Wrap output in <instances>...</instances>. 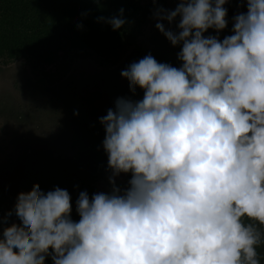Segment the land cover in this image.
<instances>
[{"label": "clouds", "instance_id": "clouds-1", "mask_svg": "<svg viewBox=\"0 0 264 264\" xmlns=\"http://www.w3.org/2000/svg\"><path fill=\"white\" fill-rule=\"evenodd\" d=\"M228 3L156 9L181 65L148 54L121 71L143 98L118 97L99 118L110 191L79 192L78 221L65 189L19 193L0 264H261L264 231L245 220L264 226V0H242L221 40ZM124 11L97 22L118 31Z\"/></svg>", "mask_w": 264, "mask_h": 264}, {"label": "trees", "instance_id": "trees-1", "mask_svg": "<svg viewBox=\"0 0 264 264\" xmlns=\"http://www.w3.org/2000/svg\"><path fill=\"white\" fill-rule=\"evenodd\" d=\"M169 1L0 0V65L21 62V65L25 63L31 68V72L38 79L36 82L38 86L34 90L40 91V94H32V99L36 102L35 105L37 104L35 109L38 110V113L44 115L54 112L57 114V109H62L59 117L63 114L73 113V119L69 126L63 125L58 128V123L54 121L56 129H48L45 126V129L42 128L44 132L40 133L41 130H37V133H34L37 119L33 115V105H30L31 107L21 106V98H18L16 102L11 101L8 98L10 94L0 88V201L3 203L0 202V220L14 209L19 193L31 192L36 188L41 189L42 186L38 179H42L39 175L44 167L49 169L60 164L68 165V168L73 164H78L81 167H89L91 164L101 167L102 156L103 164L108 165V157L102 143L105 137L103 125L87 127L88 125L85 123L78 124V129L73 127L79 120L87 121L90 113L98 115V107L95 105L98 102L91 100L92 94L90 93L89 97H86L78 93H71L70 90L77 89L73 84L75 82L73 79H70L72 83L60 86L63 92L68 93V96L61 95L57 92V88L55 93L52 92L51 86L45 91L44 88L47 86L44 84L47 80L52 82L56 76L68 71L69 63L73 59L90 57L103 64V59L109 61L110 58L124 54L133 41L135 43L141 35L148 17L154 15L159 6L165 7ZM241 2L242 0H229V3L225 5L228 9L229 25L227 29L219 33L221 40L232 34V17L238 12L247 10L246 7H240ZM121 8L125 10L124 18L128 21L122 29L114 31L109 24L97 22L99 17L118 15ZM80 24L83 25V28L78 27ZM157 33V39L161 42L168 41L159 30ZM205 35H217V33L210 29ZM171 47L173 50H170ZM171 47L167 48L166 46L167 50L164 49V53H160V55L155 53L152 56L157 61L158 59L170 60L171 58L176 63L175 67H179L181 62L177 58V53L180 51V47ZM160 63L165 62L160 61ZM121 71L117 73L118 76L121 75ZM41 78H46L45 82L41 81ZM20 81L23 79H19ZM115 86L113 95L117 94L116 98L130 97L133 100L143 98V90L137 88L136 93L133 94L129 88L128 80L123 77ZM122 89H124L123 92ZM98 90L95 99L103 102V92L101 89ZM114 106L115 103L109 109ZM49 120L51 121V119ZM11 124L13 129H10ZM32 127L33 132H31ZM8 129L12 130V133ZM47 138L49 141L46 142ZM41 140L45 142L42 143ZM51 141L53 142L45 147L46 143ZM9 146L14 148L13 150L9 149L10 154H6ZM50 148L59 150L60 156L57 157V153L54 152L47 158L46 155ZM62 149L65 151H61ZM68 151H72L74 156L69 157L65 153ZM3 156H5L4 160ZM100 167L96 168V172L101 171ZM90 169L93 171L92 168ZM106 169L104 170L106 171ZM85 171L88 172V169L83 168V172ZM108 174H110L109 171ZM81 176L82 174L79 173L72 180L66 178L67 180L62 185L78 178L82 183L78 195L81 191H87L89 196L99 192L97 177L85 180L83 179L85 176L83 178ZM129 179H131V174L126 175L124 181L128 182ZM72 206V219L78 221L80 217L76 212V202ZM10 219L12 221L8 220V225L13 221L16 222L15 215ZM245 222L254 223L261 231H264V226L257 222L247 219ZM257 252L260 255L261 264H264V242L257 248ZM46 264H53L50 257L46 259Z\"/></svg>", "mask_w": 264, "mask_h": 264}, {"label": "rangeland", "instance_id": "rangeland-1", "mask_svg": "<svg viewBox=\"0 0 264 264\" xmlns=\"http://www.w3.org/2000/svg\"><path fill=\"white\" fill-rule=\"evenodd\" d=\"M179 3V0H170L168 3H166L164 8L174 10L177 4ZM157 23V20L154 19V15L148 17L147 22L141 32V35L137 38L136 42L131 44V46L127 49V51L124 54H119L114 58H110V60H105L103 59V64L100 63L96 59H92L90 57H80L77 59H73L69 63V70L63 73L60 76H56L52 82L48 81L44 86H47L45 91H47L48 87H50V90L55 93V90L57 88V92H59L61 95L68 96L65 92H63L60 88L61 85L69 84L72 83L70 79H73V84L77 87L76 90H70L71 93H78L79 95L82 96H88L90 93L93 95L90 96L94 102L98 103H92L95 104L98 107V115H93L94 113H90L89 119L85 121V119L79 120V122L76 123V126H73L75 129H78V124L83 125L86 123L88 125L87 127L91 126H100V117L107 114V110L113 103H115V100L117 99L116 95H113L115 93V85L116 83L118 84V81L122 78V76H118L117 73L120 70H125L128 65H130L132 62L140 60L141 58L145 57L148 54H155L158 53H164L163 50L168 47H171L172 44L170 41H165L161 42L159 39H157L158 36V29L155 27V24ZM166 27H170L174 30L175 25H168L167 22H164ZM167 50V49H165ZM170 50H173V47L170 48ZM141 54V55H139ZM160 62H165L169 63L173 66H176V63L173 59L170 58V60L166 59H158ZM25 64V63H24ZM21 65V62L17 63H11L9 65H0V88H2L4 91H7L10 95L8 98L11 101L16 102L18 98L21 100L20 105L23 107H31L30 105H33V115L34 118L37 119L36 121V126L34 127L35 131L34 133H37V130H41V132H44L42 128L45 129V126L48 129H56V124L58 123L57 126L58 128L60 126L66 125L69 126L71 120L73 119L72 114H63V116L59 117L61 110L62 109H57L58 113L51 112V114H42L38 113L35 109V101L32 99V94L35 93L40 94V91H35L34 88L38 85H36V82H38V79L36 75H34L31 72V68L25 64ZM19 79H23V81L19 82ZM32 80V81H31ZM45 82L46 78H41V81ZM19 82V83H18ZM35 82V84H34ZM109 87V88H107ZM121 88V87H120ZM98 89H101L103 92V102H99V99H95V95L98 93ZM121 90V89H120ZM124 89H122L123 92ZM95 92V93H94ZM94 93V94H93ZM89 97V96H88ZM102 107H103V112H102ZM100 109V110H99ZM48 117V118H47ZM66 118V119H65ZM51 119V121L49 120ZM53 120V121H52ZM55 121V123H54ZM85 121V122H84ZM81 127V126H80ZM12 128V124L11 127ZM9 130V129H8ZM12 131V130H11ZM9 130V132H11ZM31 132H33V127ZM12 133V132H11ZM30 133V132H29ZM42 137V136H41ZM99 140V139H98ZM97 140V141H98ZM49 141V138L46 139V142ZM42 143H44V140H41ZM48 142L46 143L45 147L49 144L52 143ZM13 146H9L8 150L6 151V154H10L9 149L13 150ZM64 148V147H63ZM40 149H42L40 147ZM37 150V149H36ZM101 150V149H100ZM59 150L55 148H50L48 154L46 155L47 158H49L54 152L57 153V157L60 156L61 152H58ZM61 151H65L62 149ZM55 153V154H56ZM69 157L74 156L72 151L65 152ZM5 155V154H4ZM6 156V155H5ZM5 156H3V160L5 159ZM45 156V158H46ZM54 156V155H53ZM8 157V156H6ZM101 167L100 166H87V167H81L78 164H73L70 165L68 168V165H58L53 167H50L47 169L44 167L39 176H41L42 179L40 180L41 184V189L44 192H48L50 190H54L55 187H60L62 189L67 190L71 197H72V205L76 202L77 196H78V191L80 189V186L82 183L79 181V179L73 180V182H67L64 183L65 180L69 179L72 180L77 174L80 173L82 174L83 179H89L91 177H97L98 181L97 183L99 184V192L104 191L108 192L111 189V185L109 183V177L111 175L110 170L108 169V165L105 166L103 164V156L101 158ZM39 166V165H38ZM79 166V167H78ZM100 167L101 171L96 172V168L98 169ZM83 168H87L88 172L85 171L83 172ZM92 168L93 171L90 169ZM105 168L106 171L104 170ZM85 170V169H84ZM104 170V172H103ZM108 171L110 174H108ZM64 173V174H63ZM128 174H121L119 177L116 178V183L124 188L127 187V182L124 181L125 177ZM67 178V179H66ZM81 179V178H80ZM78 180V181H77ZM62 185V187H61ZM2 203V201H0ZM3 204V203H2ZM4 217L0 220V234H2L3 228L5 224L3 223ZM9 221H12L9 219ZM15 222V221H13ZM11 225V224H10ZM7 225V226H10Z\"/></svg>", "mask_w": 264, "mask_h": 264}]
</instances>
